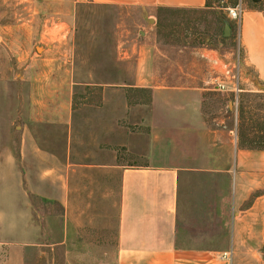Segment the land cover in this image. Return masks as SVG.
<instances>
[{
	"label": "rangeland",
	"instance_id": "374dc122",
	"mask_svg": "<svg viewBox=\"0 0 264 264\" xmlns=\"http://www.w3.org/2000/svg\"><path fill=\"white\" fill-rule=\"evenodd\" d=\"M239 1L264 13V0ZM211 5L148 16L90 0H0V264H117L119 178L104 165L145 160L153 89H203L207 125L223 120L237 148L264 151V84L255 87L244 64L227 16L235 4ZM237 45L245 90L230 107L232 96L213 89L206 56ZM57 108L67 122L35 119ZM193 179L207 186L209 202L212 192L231 195L226 177ZM249 185L243 208L264 195V177ZM225 207L207 218L209 230H231ZM257 221L243 220L241 240L208 242L232 250L224 264H264V212Z\"/></svg>",
	"mask_w": 264,
	"mask_h": 264
},
{
	"label": "crops",
	"instance_id": "0c3cea01",
	"mask_svg": "<svg viewBox=\"0 0 264 264\" xmlns=\"http://www.w3.org/2000/svg\"><path fill=\"white\" fill-rule=\"evenodd\" d=\"M90 1L140 7L148 16L155 9L207 8V0ZM240 42L244 64L255 72L252 83L259 89L258 83L264 84L262 9L245 6ZM203 93L200 88L153 89L151 133L145 160L104 165L113 167L119 178L117 264H224L221 254L225 249L210 246L208 242L243 239L242 222L249 215L258 218L259 225L262 223L263 194L255 196L244 208L241 204L250 195V192L244 195L243 185L250 187L256 178L264 177V151L237 148L236 134L223 126V120L216 127L208 126L202 110ZM221 93L232 96L230 107L233 102L237 105L239 94L235 97L230 92ZM35 119L67 122L58 108L38 112ZM209 175L228 178L231 195L225 197L219 192L216 196L212 192L209 202L207 186L193 179ZM226 202L233 210V227L227 234L218 229L209 230L207 218L222 217Z\"/></svg>",
	"mask_w": 264,
	"mask_h": 264
},
{
	"label": "built area",
	"instance_id": "2783aa9c",
	"mask_svg": "<svg viewBox=\"0 0 264 264\" xmlns=\"http://www.w3.org/2000/svg\"><path fill=\"white\" fill-rule=\"evenodd\" d=\"M227 11V16L234 24L240 42L241 21L244 12L241 1L235 4V6L228 7ZM238 47L239 46L237 45L235 51L228 53L230 55L220 54L215 50H210V52L213 53L206 56L210 63V68L214 73L212 82L213 89L221 92H230L235 97L242 92V85L244 82ZM231 257L232 250H225L221 254L223 260L230 261Z\"/></svg>",
	"mask_w": 264,
	"mask_h": 264
},
{
	"label": "water",
	"instance_id": "95a60500",
	"mask_svg": "<svg viewBox=\"0 0 264 264\" xmlns=\"http://www.w3.org/2000/svg\"><path fill=\"white\" fill-rule=\"evenodd\" d=\"M231 28L229 26V22L227 20L224 21V26H223V33L222 36L224 38H227L230 35ZM258 87L260 88L261 86L258 84ZM264 87V86H262Z\"/></svg>",
	"mask_w": 264,
	"mask_h": 264
},
{
	"label": "trees",
	"instance_id": "16d2710c",
	"mask_svg": "<svg viewBox=\"0 0 264 264\" xmlns=\"http://www.w3.org/2000/svg\"><path fill=\"white\" fill-rule=\"evenodd\" d=\"M212 1H213V0H207V1H206V7H210V6H212V5H211ZM232 3H233V4H236V3H237V0H232ZM247 147H248V146H246V147H241V148H246V149H247ZM255 147H256L255 145H254V146H250V149H251V148H255ZM263 149H264V148H263Z\"/></svg>",
	"mask_w": 264,
	"mask_h": 264
}]
</instances>
